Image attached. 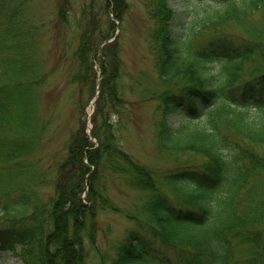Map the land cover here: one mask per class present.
Wrapping results in <instances>:
<instances>
[{"label":"trees","instance_id":"trees-1","mask_svg":"<svg viewBox=\"0 0 264 264\" xmlns=\"http://www.w3.org/2000/svg\"><path fill=\"white\" fill-rule=\"evenodd\" d=\"M103 1L120 21L127 0ZM207 1L210 11L189 21L180 38L172 34L173 12L167 0H153L150 12L155 74L162 85L176 87L156 95L160 111L153 123L156 150L164 157L190 152L204 162L163 175L160 179L168 188L162 190L150 170L121 148L117 126L115 135L107 121L112 108L107 103L120 108L117 88L111 85L119 76L120 62L117 44L110 43L100 54L103 81L90 133L85 126L76 130L65 159L57 165L53 193L42 200L35 188L44 185L43 177L34 176L32 167L22 163L33 151L32 94L41 78L32 76L30 44L20 41L27 32L18 31L19 11L0 0V180L25 178L31 187L14 188L18 179L0 197V251L11 252L22 264H82L83 236L95 210L116 211L95 187L97 172L106 171L123 175L131 187L150 193L140 213L151 238L136 228L127 231L111 264H264L260 229L264 181L248 183L264 176V67L252 63L255 56L264 60V41L230 35L224 29L198 43L203 33L228 25L257 32L245 24L252 16L264 17V0ZM112 24L106 31L113 30ZM95 31L96 25L86 27L79 36L76 53L81 66L94 50ZM101 34L103 42L110 38ZM245 75L249 78L235 83ZM176 112L185 122L172 129L168 117ZM90 167L94 181L83 197ZM164 245L179 254L168 256ZM240 248L246 249L242 257L237 256Z\"/></svg>","mask_w":264,"mask_h":264},{"label":"rangeland","instance_id":"rangeland-1","mask_svg":"<svg viewBox=\"0 0 264 264\" xmlns=\"http://www.w3.org/2000/svg\"><path fill=\"white\" fill-rule=\"evenodd\" d=\"M153 0H127L128 8L120 21H116L103 0H6L5 6L19 11L17 18L22 20L18 31L23 34L20 41L30 44L32 76H40L41 82L35 85L32 94V133L29 140L33 151L22 163L29 164L34 176H42L44 185L36 187L38 197L46 199L53 193L51 182L55 177L57 165L65 159L67 144L80 126L86 132L91 127L89 115L93 110V99L97 98L102 83L99 70L102 49L110 43H116L119 59V76L111 81L117 88L120 108L111 105L108 123L118 131L121 148L136 162L150 170L162 190H167L160 177L186 167L197 168L204 159L194 153L161 156L153 139V123L160 117L157 93L174 89L162 85L155 74V62L151 50L153 21L150 12L154 10ZM173 12L172 34L180 38L188 22L210 11V1L205 0H167ZM3 8L0 6V10ZM91 12V13H90ZM245 25L255 27L257 32L247 33L243 25L214 28L203 33L201 43L208 34L225 33L239 35L255 41H264V17L252 16ZM111 21L114 23L113 30ZM110 22V23H109ZM96 25L94 50L87 58V64L81 66L77 59L76 48L79 36L86 29ZM26 30V32H23ZM101 35H109L101 41ZM197 41H194L196 44ZM87 56V55H86ZM252 58L253 65L264 67V60ZM91 62V65H89ZM105 63L108 62L105 60ZM76 75V80L72 76ZM79 76V78H78ZM247 75L235 83L248 79ZM93 104V105H92ZM116 109H118L116 111ZM252 113V111L250 112ZM185 122L180 112L168 117V124L177 129ZM117 126V131H116ZM230 133L228 128L224 129ZM95 172V171H94ZM90 167L86 174L84 195L93 185L94 174ZM97 187L116 207V211L98 208L88 221L87 232L83 236L82 264H111L115 258V248L127 231L138 229L140 235L151 238L146 225H142L140 208L150 194L147 191L131 187L125 176L99 171ZM14 188L24 184L31 188L25 178ZM18 179L0 180V197L9 185ZM264 181L263 175L248 179V183ZM91 183V184H90ZM34 182H32V185ZM21 188V189H22ZM132 216V217H129ZM1 217V213H0ZM2 221V220H1ZM141 223V226L138 224ZM264 229V225L260 227ZM18 252V248H15ZM163 252L175 258L179 251L168 245L162 246ZM245 248L239 249L244 256ZM0 264H22L19 257L9 251H0Z\"/></svg>","mask_w":264,"mask_h":264}]
</instances>
